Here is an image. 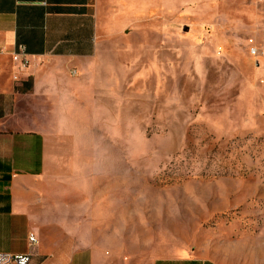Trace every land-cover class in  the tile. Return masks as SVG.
<instances>
[{
	"label": "rangeland",
	"instance_id": "374dc122",
	"mask_svg": "<svg viewBox=\"0 0 264 264\" xmlns=\"http://www.w3.org/2000/svg\"><path fill=\"white\" fill-rule=\"evenodd\" d=\"M102 35L86 72L38 63L70 219L99 200L133 259L264 264V0H104Z\"/></svg>",
	"mask_w": 264,
	"mask_h": 264
},
{
	"label": "crops",
	"instance_id": "0c3cea01",
	"mask_svg": "<svg viewBox=\"0 0 264 264\" xmlns=\"http://www.w3.org/2000/svg\"><path fill=\"white\" fill-rule=\"evenodd\" d=\"M103 1L0 0V252L28 255V264H221L193 252L127 256L124 238L112 235V206L95 200L70 219L69 189L47 173L45 137L29 116L38 100H52V88L41 85L56 74L38 63H56L61 81L65 69L86 72L101 50ZM105 28L112 32V18ZM19 47L29 63L22 71L10 60Z\"/></svg>",
	"mask_w": 264,
	"mask_h": 264
},
{
	"label": "built area",
	"instance_id": "2783aa9c",
	"mask_svg": "<svg viewBox=\"0 0 264 264\" xmlns=\"http://www.w3.org/2000/svg\"><path fill=\"white\" fill-rule=\"evenodd\" d=\"M1 52L2 51L0 50V54ZM250 53L253 55L255 51L252 49ZM10 60L13 64L17 66L20 71L25 70L29 65L27 56L21 47H19L15 52L10 54ZM12 80L18 81L17 74H13ZM28 239L29 242L35 243V240L32 235H29ZM29 260L30 257L28 255H12L0 252V264H28Z\"/></svg>",
	"mask_w": 264,
	"mask_h": 264
}]
</instances>
